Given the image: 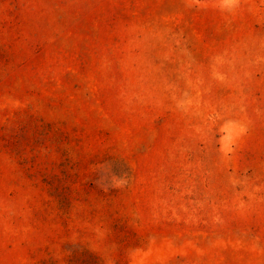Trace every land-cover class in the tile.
Masks as SVG:
<instances>
[{
  "label": "rangeland",
  "instance_id": "1",
  "mask_svg": "<svg viewBox=\"0 0 264 264\" xmlns=\"http://www.w3.org/2000/svg\"><path fill=\"white\" fill-rule=\"evenodd\" d=\"M0 264H264V0H0Z\"/></svg>",
  "mask_w": 264,
  "mask_h": 264
}]
</instances>
